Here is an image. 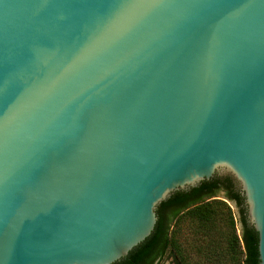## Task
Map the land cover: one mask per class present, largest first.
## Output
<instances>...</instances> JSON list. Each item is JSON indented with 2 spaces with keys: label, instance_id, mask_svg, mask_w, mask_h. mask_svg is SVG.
<instances>
[{
  "label": "water",
  "instance_id": "1",
  "mask_svg": "<svg viewBox=\"0 0 264 264\" xmlns=\"http://www.w3.org/2000/svg\"><path fill=\"white\" fill-rule=\"evenodd\" d=\"M223 169L264 264V0H0V264H114Z\"/></svg>",
  "mask_w": 264,
  "mask_h": 264
},
{
  "label": "trees",
  "instance_id": "2",
  "mask_svg": "<svg viewBox=\"0 0 264 264\" xmlns=\"http://www.w3.org/2000/svg\"><path fill=\"white\" fill-rule=\"evenodd\" d=\"M219 193H223V196L233 202L238 209L241 225L239 237L235 234L229 207L221 201H208ZM185 213L196 223L197 230L205 235L206 243L203 247L206 246V250L217 245L219 228L215 226L214 219L217 216H226V221L231 228L230 234L226 237L227 258L232 264H260L258 235L248 224L244 199L234 179L228 175L215 176L189 190L174 192L162 201L155 209L156 224L150 236L132 249L125 258L114 264H160L167 257L171 260L170 264H181L178 248L173 240L172 228ZM213 233L216 235L214 239L209 237Z\"/></svg>",
  "mask_w": 264,
  "mask_h": 264
},
{
  "label": "rangeland",
  "instance_id": "3",
  "mask_svg": "<svg viewBox=\"0 0 264 264\" xmlns=\"http://www.w3.org/2000/svg\"><path fill=\"white\" fill-rule=\"evenodd\" d=\"M216 176L223 177L229 176V171L223 169L215 173ZM209 202L221 201L229 207L233 221H234V231L239 237L241 234V225L239 222V212L235 204L228 201L223 193H219L216 197L208 200ZM215 226L219 228V233L217 237V245L212 249L206 250L203 244L206 243L205 235L197 230L198 227L196 223L190 220L186 213L180 216L179 221L174 224L172 228V235L175 246L178 248V254L181 264H232L231 260L227 258V241L226 237L230 234L231 228L226 221V216H217L215 219ZM223 237H222V235ZM210 238H216L213 233L209 235ZM211 247V246H209ZM169 252V251H168ZM177 254V253H176ZM212 254V256H211ZM242 257L240 258V260ZM170 258H164L160 264H170Z\"/></svg>",
  "mask_w": 264,
  "mask_h": 264
}]
</instances>
